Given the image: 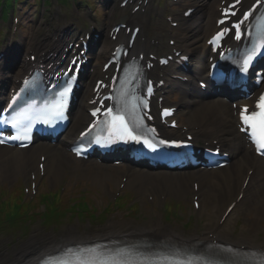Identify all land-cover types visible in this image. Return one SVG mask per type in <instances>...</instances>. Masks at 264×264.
Segmentation results:
<instances>
[{
	"label": "bare ground",
	"instance_id": "6f19581e",
	"mask_svg": "<svg viewBox=\"0 0 264 264\" xmlns=\"http://www.w3.org/2000/svg\"><path fill=\"white\" fill-rule=\"evenodd\" d=\"M197 5L199 3L198 0H194ZM200 17L193 23L186 25L185 31L189 34L186 40H182L179 45L180 49L188 51L196 58V65L193 69V72L197 75H202L206 69L204 64V57L202 52L205 51L203 45V36H201V31L204 29L205 32H209L212 27V20H207L206 26L204 28V16L202 18L203 10H198ZM111 17L115 15L113 11L110 12ZM111 44L108 41H103V50L108 49ZM97 56V55H96ZM4 63H2L3 65ZM24 65L23 60H19V67L22 69ZM21 74V70L17 73L16 77ZM97 75V73H95ZM15 77V78H16ZM2 82L5 83L8 80L6 77H1ZM177 88H181L183 92H185L184 97L181 99L180 103L188 102L187 99L190 98L189 103H194L201 100L199 107H195L191 109L187 104H181V107L187 108L188 112L186 113L188 116L187 122L188 126H199V130L204 132H209L212 135V139H218L231 153L232 155V162L231 166L221 171V181L217 183L218 187H234L238 181V179H247L248 178V185L247 187H255L259 188L256 192V197H259L263 192L261 189L264 186V161L256 158L252 152L245 151L243 147H240V143L242 142L241 136L237 134L235 130L236 121L232 116V108L228 102H224L222 100H207L204 101L205 94L199 92L196 88L192 85H187V87L182 86H175ZM174 88V87H173ZM85 93H90V87L84 86L83 90L81 91L80 95H78L79 103L83 105L86 104L83 101V97ZM81 101V102H80ZM79 104L77 109L73 113L72 124L69 130L66 132L64 140L70 141L72 140L75 130H78L81 127V123L87 121V116L84 112L82 113V106ZM81 112V115L79 113ZM3 150L0 151V176L4 179L10 178L11 180L16 177L28 179L29 174L24 173L20 174V169L25 167V156L30 158V163L28 166L31 168L29 170H36L38 168V164L40 163L39 155L41 152L45 154V161H44V175H48L49 178L55 179L56 177H60L59 175L66 174V168L64 162L61 160V155L59 154V150L57 146H54L49 143H40L33 147H30L24 151H15L9 148H2ZM249 167V169H253V174L248 176L246 174L245 168ZM90 167L86 166L82 169V173H85L89 170ZM104 169L108 172V167H96L94 176H99V172ZM18 172V173H17ZM40 172V171H39ZM216 172L209 174H203L201 172H193V173H184V174H169L163 172H155L151 173L148 171L145 172H132L133 177L135 180L138 181H152L156 182L157 180L160 183L166 185L167 190L170 192L169 196H173L176 198H180L183 195L187 194H194L192 188L189 187V184L194 180L200 182L201 189L199 190L200 196V204L201 208L204 209L207 202L211 201L212 198V191L209 185V180L211 179L212 175H215ZM38 175V173H37ZM104 178L107 177V173L103 176ZM17 180V179H16ZM103 181H106L104 179ZM109 182V181H108ZM135 181L128 184V187H133ZM191 189V190H190ZM242 193H246V190L241 188L238 189ZM113 234H116L115 232ZM126 234H142L141 236L148 237L150 236L146 232H138V231H130ZM200 240L205 241L204 237H200ZM84 241H74L69 244L75 243H83ZM59 245L52 244L50 246L42 248L33 249L28 253L20 256L14 262H10L9 264H34L37 260H39L42 256L55 251Z\"/></svg>",
	"mask_w": 264,
	"mask_h": 264
},
{
	"label": "snow or ice",
	"instance_id": "6c2138e0",
	"mask_svg": "<svg viewBox=\"0 0 264 264\" xmlns=\"http://www.w3.org/2000/svg\"><path fill=\"white\" fill-rule=\"evenodd\" d=\"M239 2V0H237ZM247 19V16H245ZM220 37L218 36L217 39ZM264 48V44L261 45ZM252 59V56L248 57L244 63L245 65ZM70 89L66 88L64 92L61 94L62 96L67 95V92ZM62 106V105H61ZM247 110H242L240 115V120L242 124L241 131H247L250 133L249 138L253 140V142L257 146V151L264 150V96L259 98V101L256 104V109L251 112V114H245ZM167 114V113H166ZM93 115H96V112H93ZM105 115V121L110 126V132L113 135L118 136H126L129 139L136 140L139 142V137L134 135V128L130 127L129 121L119 113L113 114V109H107ZM23 118V119H22ZM4 123H8L5 121ZM12 127L18 130V135L13 137V139H19L20 135H23L24 139H28L27 132L31 128V119L27 117L26 112L18 113L17 116L12 118ZM3 143V141H0ZM147 144V141H145ZM163 143V141L161 142ZM21 146H24L23 144ZM151 147V145H149ZM42 264H127L126 261H122L118 258H78L76 261H68V260H58V261H50L45 260Z\"/></svg>",
	"mask_w": 264,
	"mask_h": 264
},
{
	"label": "rangeland",
	"instance_id": "374dc122",
	"mask_svg": "<svg viewBox=\"0 0 264 264\" xmlns=\"http://www.w3.org/2000/svg\"><path fill=\"white\" fill-rule=\"evenodd\" d=\"M182 205L186 206L188 209V201H182ZM20 207L22 210L26 211L29 208H32L29 203H24V199L13 193H10L8 190L5 191L0 189V231L2 232H15L20 235H27L30 229L26 228V225L32 222V219L26 215L22 216V219H18L20 216L15 215V208ZM256 210L251 209L247 211L246 214L239 217L241 223V229H237L235 235L236 239L246 236V237H255L261 235L259 232V221H254V214ZM139 215V213L137 214ZM12 217L16 218V221L12 223ZM39 219H42L41 217ZM10 226V227H9ZM20 226L25 227V229H20ZM72 226V225H71ZM80 232L79 229H75V234ZM65 235V234H63ZM48 235L40 231V237L46 238ZM261 239H264V236H260ZM5 242H0V250L4 249Z\"/></svg>",
	"mask_w": 264,
	"mask_h": 264
}]
</instances>
